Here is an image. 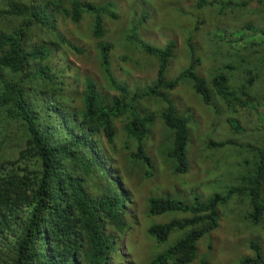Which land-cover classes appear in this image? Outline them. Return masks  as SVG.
I'll use <instances>...</instances> for the list:
<instances>
[{
	"label": "trees",
	"instance_id": "trees-1",
	"mask_svg": "<svg viewBox=\"0 0 264 264\" xmlns=\"http://www.w3.org/2000/svg\"><path fill=\"white\" fill-rule=\"evenodd\" d=\"M251 1L257 4L254 17L225 28L254 42L259 38L264 44V0H195V4L198 8H213L217 14H222L224 12L220 11L232 9L248 11ZM123 8L119 0H106L105 3L0 0V122L20 126L23 146L14 159L4 158L0 162V234L6 230V236H11L0 244V264H116L114 256L124 246L123 239L127 240L131 231L137 229L139 206L132 194L124 192L121 173L113 171L116 165L104 151L102 138L112 147L117 137L114 126L117 121L123 124L126 174L135 168L141 171L145 181L154 179L162 166L145 145L151 136L154 114L144 109L140 102L153 98L157 101L153 104L159 111L160 121L169 131L170 138L165 144L169 146L166 157L174 167L171 171L185 173L189 168L192 133L199 128L196 121L194 128L198 129H191L188 106L175 102L172 91L182 82L189 84L205 106L211 103L215 92L223 97L244 92L246 99L253 98L251 86H257L264 72V47L257 44L254 50V72L244 86L246 90L243 87L235 91L229 89L225 74L214 75L206 81L195 71L198 55L189 43L192 35L186 39L189 63L176 76L168 78L169 59L175 43L168 41L163 47H155L140 40V32L134 26L139 27L141 20L124 34L138 50L158 64L156 78L141 90H131L126 82L117 79L110 66L112 44L109 42L97 44L104 83L89 76L81 80L72 71L67 75L65 68L53 63L60 44L66 42L64 34L58 31L59 19L63 17L74 23L88 19L91 35L101 38L105 33L103 18L117 26L122 23ZM143 15L142 20L148 16ZM150 20L158 28L162 24L157 15ZM35 31L39 32L41 40L32 43L30 39L37 34ZM68 45L76 52L82 51L75 45ZM70 67L67 65L66 69ZM69 77L73 80H67ZM260 93L263 98V89ZM78 100V106L72 104ZM219 103L214 102V110ZM227 103L230 102H225L223 107ZM239 103L250 109L245 105L247 101ZM194 104L198 105L192 103L195 109L190 110L195 119L200 108ZM260 105L261 120H264V102ZM242 118V126L247 127L250 120L247 116ZM6 135L7 139L11 138L9 132L0 133V141ZM242 135L244 133L238 140L240 146L245 142ZM258 138L261 140L251 144L263 147H254L259 152L258 160L253 173L244 177L249 183V218L253 224H259L264 215L261 197L264 135ZM233 143L236 141L225 137L208 141V145L214 147ZM200 158L201 162L206 158L204 153ZM210 169L217 168L212 164ZM240 191V188H232L225 193H214L206 200L195 196L192 201L167 194L150 196L142 210L147 215L176 211L184 216L151 224L147 227L148 235L163 242L173 230L187 232L148 264H190L201 237L218 227L219 205ZM249 246L255 255L244 257L239 264H264L259 243L252 240Z\"/></svg>",
	"mask_w": 264,
	"mask_h": 264
},
{
	"label": "rangeland",
	"instance_id": "rangeland-1",
	"mask_svg": "<svg viewBox=\"0 0 264 264\" xmlns=\"http://www.w3.org/2000/svg\"><path fill=\"white\" fill-rule=\"evenodd\" d=\"M94 1L106 2V0ZM119 2L124 7L122 10L124 17L120 18L122 23L116 26L104 17L105 36L102 39H96L91 35L88 19H83L78 23L63 17L59 19L58 31L60 30L64 34L66 42L60 44L58 51L54 54L53 63L56 62L58 68H65L67 75L72 71L80 76L81 80L85 76H89L99 83H104L105 79L99 65L97 43L106 41L113 45L110 52V66L117 79L126 82L131 90H141L154 81L158 65L155 59L143 54L124 36L125 33L130 32L132 24L141 20L136 31L140 30L141 35L145 38L140 35V40L156 47L164 44L165 38H174L176 42L174 57L168 67V78L176 76L188 62L186 37L192 35V43L201 50L198 53L195 67L198 72L206 80H210L214 75L225 74L226 86L229 89L235 91L239 87H243L246 90L244 86L254 72V50L258 45L264 47V44L259 38L253 37L255 38L254 42L245 36L229 32L230 30L225 27L235 24L236 21L239 25L238 21L254 17L257 10L255 2L251 1L248 11L238 12L232 9L231 11L226 10L222 14H217L211 8L197 9L195 0H119ZM112 8L117 10L115 6ZM132 13H135L136 16L133 17ZM145 13L148 16L142 20ZM155 15L162 21L159 28L150 20ZM213 30L215 32H212ZM35 33L37 32L35 31ZM40 40L39 32L30 39L32 43ZM69 43L81 48L82 51L72 50ZM61 52L63 57H61ZM67 65H71L72 68L66 69ZM263 76L264 72L257 81V86H251V94L254 97L251 99H246L243 93L239 92L228 97L220 96L215 92L211 103L205 106L193 93L189 84L182 82L172 91L171 97L175 102H184L188 106L191 129L196 125V121L199 128L192 133L191 147L188 151L189 168L185 173L176 174L171 171L174 167L166 157V150L169 146L165 144L170 138L169 131L160 121L159 111L153 104L157 101L153 98L143 99L140 102H143L144 109L152 111L154 114L153 125L150 129L151 136L145 144L154 160L162 166L158 169V174L155 173L154 179L145 181L142 179L141 171L135 168L130 174H126L124 165L127 158L123 152L124 144L122 142L126 137L123 124L117 121L114 126L117 137L113 148L102 138L101 143L104 151L111 156L118 168L114 166L113 171L116 174L121 173L124 192L132 194L139 206L137 229L131 231L127 240L123 239L124 248L119 250L121 256L118 254L114 256L116 264H148L155 255L167 250L176 239L186 232L173 230L163 242H157L148 235L147 227L151 224L163 223L184 216L181 212L176 211L147 215V212L142 210L150 196L167 194L185 201H192L195 196H198L201 200H206L214 193H225L232 188L245 186L244 177L253 173L259 153L248 145L253 141L261 140L258 135H264V120H261L262 108L260 105L261 102H264V97L262 98L260 93L261 88L264 91ZM71 79V77L67 78L70 81ZM111 94H114V91H111ZM245 101H247L245 105L250 109L240 106L239 102ZM79 102L78 100L72 104L78 106ZM214 102H220L217 110H214ZM225 102L230 103L223 107ZM192 103H197L200 108L197 110L195 119L190 110L193 108ZM198 105L194 104L196 107ZM242 116H247L251 122L247 124V127L242 126ZM200 120H202L201 123ZM0 128L1 134L9 132L11 135L10 139H7L6 135L0 141L1 162L4 158L14 159L18 149L23 146L20 139L22 131L19 125L11 122L7 125L0 122ZM242 133H244L242 137L245 139L244 146L238 145ZM222 137L233 139L236 143L223 147L208 145L209 140L217 141ZM253 147L259 149L263 146L256 144ZM203 153L206 158L201 162L200 157ZM212 164L217 169H210ZM218 209V227L201 237L198 241L199 249L190 264H239L244 257L255 255V251L249 246L252 240H256L264 251V225L261 222L252 224L249 220L248 214L251 208L248 193L245 191L233 193L226 203L219 205ZM7 237L11 238L10 235L6 236V230H4L0 234V244L2 241H6Z\"/></svg>",
	"mask_w": 264,
	"mask_h": 264
},
{
	"label": "clouds",
	"instance_id": "clouds-1",
	"mask_svg": "<svg viewBox=\"0 0 264 264\" xmlns=\"http://www.w3.org/2000/svg\"><path fill=\"white\" fill-rule=\"evenodd\" d=\"M207 1H211V0H207ZM195 7H196V4H195ZM197 9H203V8H208V7H203V8H198V7H196ZM211 9H213V8H211ZM227 8H225V10H226ZM220 12H224V11H220ZM219 14V13H218ZM104 22V21H103ZM136 28V30H138V26H134V29ZM137 32H140V30L139 31H137ZM212 32H215L214 30L212 31ZM139 35H141V33L139 34ZM105 36V34H103L102 36H101V38H96V39H102L103 37ZM142 36V35H141ZM186 39H187V37H186ZM126 40H128V39H126ZM168 41H174V43H175V47L173 48V56L169 59V63L171 62V59L174 57V53H175V48H176V42H175V40H174V38H165V42H164V44H162L160 47H163ZM100 42H106V41H100ZM100 42H98V43H100ZM128 42L130 43V44H133V45H135V46H137L134 42H131V41H129L128 40ZM97 43V44H98ZM186 43H187V47H188V42H187V40H186ZM190 44H192L195 48H196V51H197V55H198V53L201 51L197 46H195L193 43H192V39L190 40V42H189ZM152 46H154V45H152ZM156 47V46H155ZM112 48H113V45H112ZM112 50V49H111ZM111 50H110V52H111ZM203 50V49H202ZM97 51H98V49H97ZM98 58H99V51H98ZM110 59H111V55H110ZM189 63V60H188V62L183 66V67H185L187 64ZM99 65H100V60H99ZM101 66V65H100ZM182 67V68H183ZM180 71V70H179ZM195 71L199 74V75H201L199 72H198V70L197 69H195ZM219 75V74H218ZM224 75V74H223ZM202 76V75H201ZM216 76V75H215ZM206 81H210V80H206ZM263 81H264V79H263ZM263 88H261L260 89V91L262 90ZM242 93H244V92H242ZM244 95V94H243ZM254 98V97H253ZM249 147H251V146H254V144H251V145H248ZM251 148H253L254 149V147H251ZM257 158H258V156H257ZM189 163V162H188ZM263 180V179H262ZM244 183H245V186L243 187V188H240L241 189V191H245V193H248V191H249V183H248V179H245L244 180ZM240 191V192H241ZM249 195V194H248ZM261 197H262V201H263V203H264V180H263V185L261 186ZM249 204H250V199H249ZM250 208H251V204H250ZM251 211V210H250ZM250 213V212H249ZM248 218H249V214H248ZM249 220L251 221V219L249 218ZM251 223H252V221H251ZM253 224V223H252ZM261 224L262 225H264V215L262 216V220H261ZM172 232V231H171ZM187 232V231H186ZM185 232V233H186ZM184 233V234H185ZM183 234V235H184ZM182 235V236H183ZM181 236V237H182ZM180 238V237H179ZM177 240V239H176ZM175 240V241H176ZM174 241V242H175ZM122 248H124V246H122L121 248H119L118 249V252H117V254L119 255V254H121L120 252H119V250H121ZM198 246H197V251H198ZM262 249V248H261ZM262 253H263V255H264V251L262 250ZM202 264V263H201Z\"/></svg>",
	"mask_w": 264,
	"mask_h": 264
}]
</instances>
